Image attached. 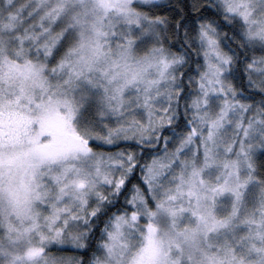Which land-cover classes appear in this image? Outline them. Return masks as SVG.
Instances as JSON below:
<instances>
[{"label": "snow or ice", "instance_id": "6c2138e0", "mask_svg": "<svg viewBox=\"0 0 264 264\" xmlns=\"http://www.w3.org/2000/svg\"><path fill=\"white\" fill-rule=\"evenodd\" d=\"M0 264H264V0H0Z\"/></svg>", "mask_w": 264, "mask_h": 264}]
</instances>
